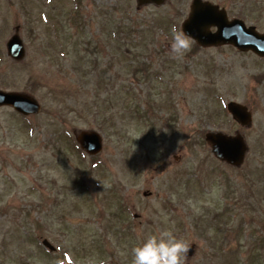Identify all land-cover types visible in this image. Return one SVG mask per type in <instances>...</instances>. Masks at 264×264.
Wrapping results in <instances>:
<instances>
[{
    "label": "rangeland",
    "instance_id": "374dc122",
    "mask_svg": "<svg viewBox=\"0 0 264 264\" xmlns=\"http://www.w3.org/2000/svg\"><path fill=\"white\" fill-rule=\"evenodd\" d=\"M190 1L0 0V90L41 106L0 108V264H132L166 230L194 247L185 264H264V59L193 42L174 56ZM210 1L264 32V0ZM15 27L21 62L6 54ZM92 130L94 157L74 138ZM211 132L244 138L240 167L212 155Z\"/></svg>",
    "mask_w": 264,
    "mask_h": 264
},
{
    "label": "water",
    "instance_id": "95a60500",
    "mask_svg": "<svg viewBox=\"0 0 264 264\" xmlns=\"http://www.w3.org/2000/svg\"><path fill=\"white\" fill-rule=\"evenodd\" d=\"M140 1L160 2V0ZM211 26L217 27V32L212 34L210 32ZM182 29L201 46L233 44L240 50L251 49L264 57V35H258L253 29H245L239 21L227 22L223 12H218L215 6L195 1L191 6L189 18L182 25ZM7 50L9 56L14 60H21L24 57V49L17 36L12 37L8 42ZM1 106H11L23 115L36 114L40 110L36 101L28 95L0 91ZM228 110L241 125L249 124L250 115L246 108L231 103L228 105ZM76 140L81 148L90 155H95L101 150V139L94 132H80L77 134ZM206 141L218 159L233 166H239L243 162L246 146L240 136L228 137L222 134H210L206 136ZM44 245L52 248L47 242H44Z\"/></svg>",
    "mask_w": 264,
    "mask_h": 264
},
{
    "label": "clouds",
    "instance_id": "9594fccd",
    "mask_svg": "<svg viewBox=\"0 0 264 264\" xmlns=\"http://www.w3.org/2000/svg\"><path fill=\"white\" fill-rule=\"evenodd\" d=\"M171 53L183 56L192 44L191 36L175 25L171 28ZM190 245L181 238H177L171 231L148 236L141 244L132 249V264H185Z\"/></svg>",
    "mask_w": 264,
    "mask_h": 264
},
{
    "label": "flooded vegetation",
    "instance_id": "af4514ba",
    "mask_svg": "<svg viewBox=\"0 0 264 264\" xmlns=\"http://www.w3.org/2000/svg\"><path fill=\"white\" fill-rule=\"evenodd\" d=\"M168 4H171V5H174L173 3H167L166 1L163 3V4H161V5H168ZM182 4H183V2H182ZM181 4V5H182ZM149 5H154V4H149ZM219 5V4H218Z\"/></svg>",
    "mask_w": 264,
    "mask_h": 264
}]
</instances>
